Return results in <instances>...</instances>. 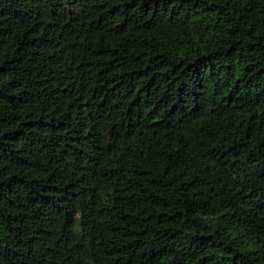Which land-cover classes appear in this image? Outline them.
Wrapping results in <instances>:
<instances>
[{"label":"trees","instance_id":"1","mask_svg":"<svg viewBox=\"0 0 264 264\" xmlns=\"http://www.w3.org/2000/svg\"><path fill=\"white\" fill-rule=\"evenodd\" d=\"M0 264H264V0H0Z\"/></svg>","mask_w":264,"mask_h":264}]
</instances>
